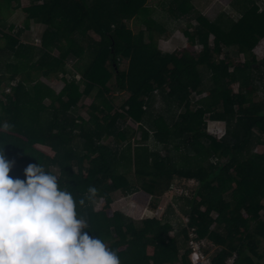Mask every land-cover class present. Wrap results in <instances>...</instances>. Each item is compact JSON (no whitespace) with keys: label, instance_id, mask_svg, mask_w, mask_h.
<instances>
[{"label":"trees","instance_id":"obj_1","mask_svg":"<svg viewBox=\"0 0 264 264\" xmlns=\"http://www.w3.org/2000/svg\"><path fill=\"white\" fill-rule=\"evenodd\" d=\"M146 3L0 0V149L14 161L9 175L24 178L30 163L57 175L76 200L85 199L78 206L90 226L84 231L114 249L121 264H192L190 228L211 243L207 252L221 247L215 264L235 254L236 264H264V155L255 153L264 144V59L254 53L264 40V1L232 0L240 18L221 13L213 21L193 0H163V12ZM166 7L174 20H188L189 45L172 53L155 40L167 38ZM18 9L25 25H46L40 44L22 40L27 26L9 33ZM135 20L146 27L137 39L128 26ZM70 59L80 61L79 79ZM57 79L64 86L47 105ZM113 91L129 95L120 108ZM208 122H224L226 134L213 135ZM187 182L197 187L174 203L190 218L188 228L180 219L176 228L175 207L140 223L120 211L126 198L150 200L156 210Z\"/></svg>","mask_w":264,"mask_h":264},{"label":"clouds","instance_id":"obj_2","mask_svg":"<svg viewBox=\"0 0 264 264\" xmlns=\"http://www.w3.org/2000/svg\"><path fill=\"white\" fill-rule=\"evenodd\" d=\"M8 127V125H3ZM0 149V264H121L117 252L90 235L88 219L59 177L41 163L9 175L14 161ZM97 193L88 188V199Z\"/></svg>","mask_w":264,"mask_h":264},{"label":"rangeland","instance_id":"obj_3","mask_svg":"<svg viewBox=\"0 0 264 264\" xmlns=\"http://www.w3.org/2000/svg\"><path fill=\"white\" fill-rule=\"evenodd\" d=\"M163 0H147L146 5L151 9V10H156L158 12H163L162 7V2ZM231 2L232 0H193V5L196 9V12H198L200 15L204 16L205 18H207L210 21L215 20L221 13H226L228 14L231 18H233L234 20H238L240 17L239 15L233 10V8L231 7ZM260 11H263L264 6L262 4ZM166 12L168 13V33H167V38H165L164 36H160L159 34H156V38L155 40L158 43V47L161 51L163 52H174V51H178V50H183L185 48L188 47L189 42L188 39L185 36V32L184 30L187 27V19H181V20H174L172 17V14L169 13V8L166 7ZM25 16L26 13L24 11H22L21 9L15 10L14 13L12 15H10L8 21L11 25L14 26L12 32H9L11 34H14L19 27H26V30L24 32V36H22V40H24L25 42H34V43H38L40 44L41 40V34L44 28L38 27L37 25L33 24L34 22H32V20H29V22H26L25 25ZM189 19V18H188ZM193 25H196L197 21L192 20L191 22ZM129 29L134 33L135 38L137 39V35L139 33L140 30H145V26L143 24H139L136 20L135 22L131 21L128 23ZM191 31V28L189 29ZM37 33V35H35ZM91 34L93 36H96L97 38H99V36H97L95 33L91 32ZM214 41V36H211L210 38V42L212 47L214 46L213 44ZM2 44V42H1ZM3 45V44H2ZM193 51H195L196 53H199L202 50V47L197 45L195 47L192 48ZM254 53H256L258 59L260 61H262L264 59V40L260 41L258 43V45L255 47L254 49ZM57 54V51H56ZM223 56L220 57V59H222ZM240 60L243 61L244 58L241 56ZM69 61V62H68ZM68 65L69 68L71 70H73V73L76 76V79H79L81 77V74L79 73V68L81 65H79L78 63H80V61L78 60H68ZM76 62V63H75ZM126 68V64L122 65V69ZM53 83L55 85L54 86V98H48L46 99V103L47 105H51L52 103H54L56 101V99L58 98V92L59 90H61V88L64 86V81L62 80H56L53 81ZM83 89V86H81V90ZM234 89L236 90V92L239 91V86H234ZM110 97L114 99V106L115 108H120L129 98L128 94H124V93H120L117 91H113L110 94ZM99 102H101V100H99ZM89 104L91 103V101L88 102ZM88 104V105H89ZM162 104H159L158 106H160ZM156 106V108L158 107ZM158 109V108H157ZM81 116L86 120L88 119V115L86 112V109L82 112ZM208 131L211 132L213 135H216L219 138H222L225 134H226V124L224 122H208ZM255 153L257 155H264V144L258 146L255 149ZM226 161V160H225ZM221 185V183H217V186ZM232 185V184H231ZM229 186V185H228ZM177 187V188H174ZM173 190L171 193H167L160 202L159 208L156 210H153L152 208H150V206L148 205V203H150V200L144 199L142 198L141 201L146 203L147 205L143 208V206H141V201L140 202H135L134 200H132L131 198H128L127 200V204L125 205L126 207H128V211L130 212V216L131 218L136 222V223H140L143 219L145 218H150V219H158V220H162L165 216V214L169 211V209H172L173 207H175L174 209V214H171L170 216L175 217L176 218V223L175 226L176 228L179 227V219L182 220L185 224V226L188 228V224L190 222V218L188 216H186L183 211L181 210L180 206H176V204L174 203L175 199H177L178 197H183V196H190L192 194L191 190H194L197 187V184L195 182H187V188L184 187H178V186H174ZM230 187V186H229ZM183 190V195L182 191ZM229 190H231L230 188L227 189L226 191H224V195H227L229 193ZM180 193V194H179ZM121 198H123L119 193L114 195V200L117 204L119 203V200H121ZM131 200V201H130ZM135 202V204H130L131 202ZM182 205H184V202L181 203ZM122 205V204H121ZM129 205V206H128ZM96 209L99 210L100 209V203L97 202V206ZM141 209H144L143 211H141ZM205 209V208H204ZM264 213V212H263ZM213 216L217 219L219 214L218 213H214ZM172 236L175 235L174 232H172L171 234ZM209 241V240H208ZM210 243V242H208ZM211 245V243H210ZM212 246V245H211ZM217 248V250H215ZM221 250V247L215 246L212 247L210 249V251L208 252L209 255H211L212 257L214 255H216L219 251ZM177 264H180L179 262Z\"/></svg>","mask_w":264,"mask_h":264},{"label":"built area","instance_id":"obj_4","mask_svg":"<svg viewBox=\"0 0 264 264\" xmlns=\"http://www.w3.org/2000/svg\"><path fill=\"white\" fill-rule=\"evenodd\" d=\"M182 194L183 195V190ZM190 225V222L188 226ZM190 248L191 253V262L192 264H215L213 257L208 254L207 249L209 247L207 240H202L198 234L196 228H190ZM237 254L233 257L228 258L226 264H236Z\"/></svg>","mask_w":264,"mask_h":264},{"label":"crops","instance_id":"obj_5","mask_svg":"<svg viewBox=\"0 0 264 264\" xmlns=\"http://www.w3.org/2000/svg\"><path fill=\"white\" fill-rule=\"evenodd\" d=\"M9 22V21H8ZM33 24H35V25H37L38 27H41V28H46V25H44V24H36V23H33ZM43 29V30H44ZM35 35H37V33L35 34ZM127 200H128V198H126V201H120V202H122L123 204L121 205V209H120V211L123 213V214H125V215H127V216H129V217H131L130 216V212L128 211V207H126L125 205L127 204ZM131 201V200H130ZM135 204V202H131L130 204ZM129 206V205H128ZM144 208V207H143ZM144 209H141V211H143ZM215 250H217V248L215 249Z\"/></svg>","mask_w":264,"mask_h":264},{"label":"water","instance_id":"obj_6","mask_svg":"<svg viewBox=\"0 0 264 264\" xmlns=\"http://www.w3.org/2000/svg\"><path fill=\"white\" fill-rule=\"evenodd\" d=\"M264 1V0H263Z\"/></svg>","mask_w":264,"mask_h":264}]
</instances>
